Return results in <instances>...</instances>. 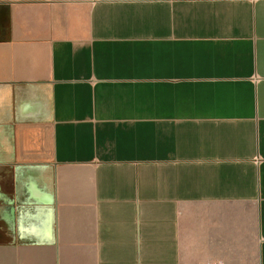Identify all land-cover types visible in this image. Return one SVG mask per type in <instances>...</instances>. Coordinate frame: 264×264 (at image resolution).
I'll return each instance as SVG.
<instances>
[{"label":"crops","instance_id":"1","mask_svg":"<svg viewBox=\"0 0 264 264\" xmlns=\"http://www.w3.org/2000/svg\"><path fill=\"white\" fill-rule=\"evenodd\" d=\"M0 264H264V0H0Z\"/></svg>","mask_w":264,"mask_h":264}]
</instances>
